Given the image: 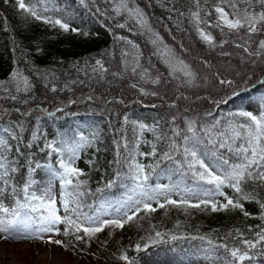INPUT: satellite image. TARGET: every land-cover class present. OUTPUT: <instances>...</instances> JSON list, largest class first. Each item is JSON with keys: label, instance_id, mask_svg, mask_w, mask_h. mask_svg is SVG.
Instances as JSON below:
<instances>
[{"label": "snow or ice", "instance_id": "1", "mask_svg": "<svg viewBox=\"0 0 264 264\" xmlns=\"http://www.w3.org/2000/svg\"><path fill=\"white\" fill-rule=\"evenodd\" d=\"M9 9L57 35L90 38L87 21L113 43L42 69L44 47L16 42ZM0 21L13 54L0 79V241L112 264H264V0H3ZM161 210L234 222L168 228ZM132 229L136 240L116 239Z\"/></svg>", "mask_w": 264, "mask_h": 264}, {"label": "trees", "instance_id": "2", "mask_svg": "<svg viewBox=\"0 0 264 264\" xmlns=\"http://www.w3.org/2000/svg\"><path fill=\"white\" fill-rule=\"evenodd\" d=\"M0 10H3V0H0ZM150 12H154L156 17L161 15V10L159 8L149 9ZM9 19L12 22V26L16 28V42L26 48H34L35 44L38 42L45 49V55L36 57V63L42 69L45 67H53V62L56 60H64L65 62L78 60L82 58H88L90 56L96 55L98 52L103 49L110 48L113 41L112 37L107 35L106 39H100L95 36V32L98 31V27L95 25H91L90 22L85 21L84 27L93 32V36L90 38H84L82 36H77L75 34L72 35H57L55 32H46L44 29L33 26V27H25L19 25L17 20L14 18V15L11 9L8 10ZM155 23V19L153 20ZM156 27L160 29L161 34H164L162 28H160L159 24H156ZM165 39L170 41V37L165 35ZM183 39L185 43H188L187 36H181L179 33L177 34V40ZM144 37H139L138 42L143 46L144 45ZM150 47V46H149ZM12 43L9 40L8 33H5L2 30V21L0 25V79L7 76V74L11 71L13 64V54L11 51ZM193 55L200 56L203 53L201 49L196 45H193ZM146 55L148 54V48L145 49ZM19 53H17L18 55ZM23 67V64L21 65ZM59 70V69H58ZM38 94V99H39ZM83 112V109L80 110ZM137 112H139V107H137ZM143 114L149 118L153 115V112L150 109H144ZM79 120H92L95 119L97 122H101L100 117H91V116H81L78 118ZM71 122V121H69ZM60 124H64V121H60ZM49 132L55 127L48 122L45 125ZM66 126V125H65ZM106 145L107 150H105V145H101V152L99 153V163L100 165L107 166L106 162L112 159L113 152L111 147L110 138L106 137ZM81 167L87 170L86 165L81 162ZM98 179V176L94 175L93 180ZM93 186H95L93 184ZM118 194V193H117ZM170 219L164 218V213L161 210L155 218L154 222H159L163 219V223L168 228H171L176 219H180L185 221L186 223L191 225L189 231H195L197 227H200L201 231H208L209 229L221 225H228L234 222V218L225 217L223 215H213V216H203L200 214H193L192 218H186L182 213H177L176 211H172L170 213ZM147 224H145V228ZM143 234V232L139 233ZM129 237L132 240L137 239V231L136 229H132L131 231L124 234L122 237L117 236L116 239H122L125 244L128 243ZM115 242L110 244L109 251L114 250L113 245ZM264 259V258H262ZM108 264H112V262H108Z\"/></svg>", "mask_w": 264, "mask_h": 264}, {"label": "rangeland", "instance_id": "3", "mask_svg": "<svg viewBox=\"0 0 264 264\" xmlns=\"http://www.w3.org/2000/svg\"><path fill=\"white\" fill-rule=\"evenodd\" d=\"M98 30L101 31L99 38L106 39L107 34ZM184 247H188V244L185 243ZM93 251H96V245H93ZM108 262L103 258L97 261L93 257H73L71 253L63 251L58 246L40 243L13 244L0 241V264H108Z\"/></svg>", "mask_w": 264, "mask_h": 264}]
</instances>
